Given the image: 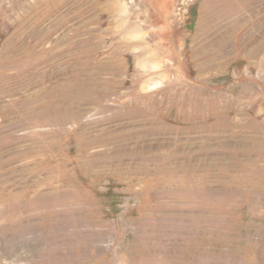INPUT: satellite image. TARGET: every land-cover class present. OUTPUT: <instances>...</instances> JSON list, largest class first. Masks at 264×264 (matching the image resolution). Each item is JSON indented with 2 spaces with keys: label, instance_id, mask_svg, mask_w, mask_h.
I'll list each match as a JSON object with an SVG mask.
<instances>
[{
  "label": "rangeland",
  "instance_id": "1",
  "mask_svg": "<svg viewBox=\"0 0 264 264\" xmlns=\"http://www.w3.org/2000/svg\"><path fill=\"white\" fill-rule=\"evenodd\" d=\"M0 264H264V0H0Z\"/></svg>",
  "mask_w": 264,
  "mask_h": 264
}]
</instances>
